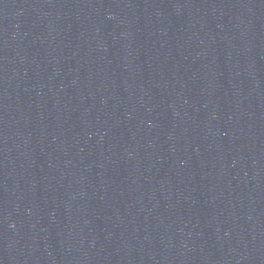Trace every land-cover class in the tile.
Listing matches in <instances>:
<instances>
[{
	"label": "water",
	"instance_id": "water-1",
	"mask_svg": "<svg viewBox=\"0 0 264 264\" xmlns=\"http://www.w3.org/2000/svg\"><path fill=\"white\" fill-rule=\"evenodd\" d=\"M0 264H264V0H0Z\"/></svg>",
	"mask_w": 264,
	"mask_h": 264
}]
</instances>
